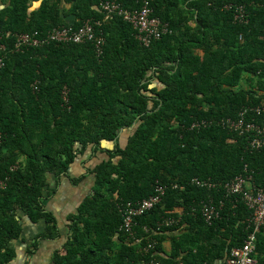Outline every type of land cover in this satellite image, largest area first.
<instances>
[{
  "label": "trees",
  "instance_id": "16d2710c",
  "mask_svg": "<svg viewBox=\"0 0 264 264\" xmlns=\"http://www.w3.org/2000/svg\"><path fill=\"white\" fill-rule=\"evenodd\" d=\"M3 1L0 264L17 258L21 213L44 225L30 256L41 241L62 239L44 201L62 182L79 187L87 178L91 193L67 218L53 264H228L255 233L246 196L264 192V146H252L263 136L229 127L242 113L264 126V110L256 113L264 108V0H150V16L170 32L149 46L131 22L100 10L114 2L141 12L143 0ZM239 7L246 21L236 18ZM86 23L93 38L84 42L15 48L19 34L44 38ZM238 178H253L254 189L227 195ZM155 198L132 234L122 231L128 206ZM205 205L220 214L211 225ZM256 238L254 257L264 264V227Z\"/></svg>",
  "mask_w": 264,
  "mask_h": 264
},
{
  "label": "built area",
  "instance_id": "2783aa9c",
  "mask_svg": "<svg viewBox=\"0 0 264 264\" xmlns=\"http://www.w3.org/2000/svg\"><path fill=\"white\" fill-rule=\"evenodd\" d=\"M143 9L141 12H129L124 10L117 3H101L100 10L105 13L107 18H114L120 16L125 21L131 22L136 29L140 31L138 39L146 46H149L152 43V38L161 39V37L170 32L169 26L163 24V22L157 18H152V10L149 9L150 0H143ZM236 18L238 20L246 21L248 19L247 13L244 10V7H239L236 9ZM93 38V27L90 23H86L83 28L78 32H70L66 28H55L47 32V35L44 38H39L36 35H30L27 33H22L17 35L15 42V48L17 51H22L26 47H39L50 42H62V43H81L87 39ZM264 108H257L256 113L260 115V111H263ZM246 113H242V119L239 121H230L229 127L234 130H238L240 133L255 131L258 135L263 136L262 139H254L252 146L254 148H260L264 146V126L257 127L254 123H246L243 119ZM0 135V139H1ZM253 178H248L244 180L238 178L236 181L227 184L225 186V191L227 195L242 193L244 186H247L248 189L253 190V185L249 182ZM196 185L200 188L208 187L207 183H201L196 181ZM5 183L0 181V188H3ZM248 201L249 208L254 212L252 218L250 219V225L254 227L255 233L250 235L249 239L245 243L244 247L235 248L231 251V255L228 264H258L257 259L254 257L256 253L257 238L256 233L260 228L264 227V192L259 191L257 196H246ZM160 202L158 198L151 199L150 201H145L136 208H132L130 205L127 210L124 211V223L122 231L127 234H132L133 229L136 227L135 219L144 216L146 213L154 209V207ZM203 216L206 223L211 225L215 220L219 218V212L216 207L212 205H205L202 210ZM173 225L175 222H172ZM155 264V263H153ZM159 264V263H156Z\"/></svg>",
  "mask_w": 264,
  "mask_h": 264
},
{
  "label": "crops",
  "instance_id": "0c3cea01",
  "mask_svg": "<svg viewBox=\"0 0 264 264\" xmlns=\"http://www.w3.org/2000/svg\"><path fill=\"white\" fill-rule=\"evenodd\" d=\"M8 6V3L0 0V12L4 11L6 8H8ZM39 7L40 3L34 4L30 12L38 10ZM69 8L70 7H63V9ZM67 22L73 23V17L68 16ZM80 161L82 162V160ZM80 161L76 162V164L73 166V171L77 175L85 173V169ZM79 188L73 187L70 185V183L62 182L61 188L57 194L53 198L44 201L46 209L55 213L63 225L67 224L66 221L70 215L77 213L78 208L87 197L86 192H83V189L75 192ZM20 219L23 228V235L21 240L15 243L17 249V258L11 264H53L52 257L54 252L62 248L66 242V238L64 239L63 237L62 239L56 241H41L38 250L30 256L28 254V248L31 246L34 240H36V238L43 234L44 225L39 228L38 224H33L29 217L25 214L22 215V213L20 214Z\"/></svg>",
  "mask_w": 264,
  "mask_h": 264
},
{
  "label": "rangeland",
  "instance_id": "374dc122",
  "mask_svg": "<svg viewBox=\"0 0 264 264\" xmlns=\"http://www.w3.org/2000/svg\"><path fill=\"white\" fill-rule=\"evenodd\" d=\"M87 157H85V158H83V160H85ZM87 159H90V158H87ZM82 160V161H83ZM81 162V161H80ZM91 163H93V161H90L87 165H90ZM92 179H90V178H87V180H86V183L84 184V185H81V186H79L78 188V190H76L75 192H78L80 189H83V192H86V195L88 196V194L90 195V193H91V191H90V187L92 186V181H91ZM81 194V193H80ZM79 194V195H80ZM79 195H77V196H79ZM81 196V195H80ZM41 226H43V225H41V222L40 223H38V227L40 228ZM66 226H67V224H65V225H61L60 226V229H61V231H62V234H63V237H64V239L67 237V234H68V228H66ZM66 228V229H65Z\"/></svg>",
  "mask_w": 264,
  "mask_h": 264
},
{
  "label": "water",
  "instance_id": "95a60500",
  "mask_svg": "<svg viewBox=\"0 0 264 264\" xmlns=\"http://www.w3.org/2000/svg\"><path fill=\"white\" fill-rule=\"evenodd\" d=\"M105 145H107L108 147H113V144H109V143H105ZM30 219V218H29Z\"/></svg>",
  "mask_w": 264,
  "mask_h": 264
}]
</instances>
